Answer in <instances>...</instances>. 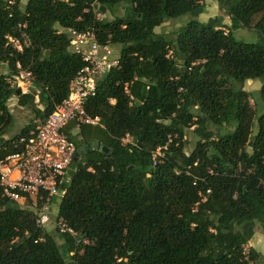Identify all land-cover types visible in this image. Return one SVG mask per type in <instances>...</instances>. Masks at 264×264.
<instances>
[{"label": "trees", "instance_id": "1", "mask_svg": "<svg viewBox=\"0 0 264 264\" xmlns=\"http://www.w3.org/2000/svg\"><path fill=\"white\" fill-rule=\"evenodd\" d=\"M93 2L114 18L96 19ZM218 2L230 25L222 15L199 20L205 0H27L24 6L0 0V64L7 67L0 70V159L37 125L6 138L15 123L9 100L17 96L42 121L85 64L60 28L95 26L101 41L110 35L121 45L120 67L100 79L85 103L99 123H82L76 134L75 121L64 129L77 147H90L74 160L56 215L75 233L57 229V238L37 224L34 209L0 198V264L256 260V250L244 246L256 221L264 232V113L256 115L243 85L261 80L264 99V0ZM185 14L191 18L171 35L155 31ZM241 26L260 39L235 38ZM6 35L19 37L23 50L9 46ZM18 63L39 91L17 92ZM187 129L199 137L191 152L184 149ZM127 134L133 141L123 143ZM170 137L165 157L153 164V151ZM95 141L109 152L93 148Z\"/></svg>", "mask_w": 264, "mask_h": 264}, {"label": "built area", "instance_id": "2", "mask_svg": "<svg viewBox=\"0 0 264 264\" xmlns=\"http://www.w3.org/2000/svg\"><path fill=\"white\" fill-rule=\"evenodd\" d=\"M98 6L97 2L91 4L96 19L100 20L105 18V12L98 11ZM59 31L67 32L70 49L80 54L85 64L71 79L68 95L28 135L22 136L15 143L14 152L0 159V198L23 208L34 209L37 213V224L44 227L52 221L55 201L59 200L60 203L75 169L74 157L78 147L64 129L72 121L76 122L77 129L82 123H99V117L88 115L85 103L91 96L96 95L100 79L121 64L120 55L112 56L111 36L105 42L101 41L95 26L85 30L60 28ZM6 38L9 46L17 51L23 50L19 37L6 35ZM17 67L19 72L14 76L13 84L21 85L33 78L31 71L21 69L19 63ZM126 91L129 93L128 89ZM35 101H39L38 96ZM132 141L129 134L122 137L123 143ZM171 141L172 137L165 145L153 151V164L163 160ZM209 192L208 189L207 193ZM206 196L205 194L204 199ZM57 213L58 210L54 218L56 228L60 232L74 234V230L64 219L56 216ZM246 245L244 249L247 252Z\"/></svg>", "mask_w": 264, "mask_h": 264}, {"label": "rangeland", "instance_id": "3", "mask_svg": "<svg viewBox=\"0 0 264 264\" xmlns=\"http://www.w3.org/2000/svg\"><path fill=\"white\" fill-rule=\"evenodd\" d=\"M27 0H21L22 6L26 4ZM206 2V10L204 13H202L198 19L201 21H207L210 20L212 17L215 18L219 15L225 16V12L223 8L220 6L218 0H205ZM127 2L123 1L121 2L120 6L117 9L116 14L118 16H122L125 13L124 7L127 6ZM105 18L113 19L114 16L109 13L108 11L105 13ZM191 16L189 14L182 15L177 18H172L170 20L165 21L162 23L160 26H157L155 31L160 32V33H166L171 35L174 31H178V28L185 24ZM225 29H227V26H225ZM233 35L235 38L242 40L244 42H257L260 39L259 34L251 28H245V27H238L233 30ZM111 48L113 50L112 56H119L120 51H121V45L119 43H114L111 45ZM0 70L3 72L7 71V67L5 64H0ZM17 86L21 87L16 83ZM262 86V82L259 79H249L247 80L243 87L244 89L248 90L251 95V105L256 108V115L259 116L262 113H264V99L262 98L260 88ZM15 96L12 97L9 100V107L15 117V123L13 126L10 128V131L8 134L5 135L6 138H9L10 136L17 134L19 130L23 127L29 124L30 122H35L39 123L41 120L39 116L36 115L34 111H31L27 107H19L17 104H13ZM37 105H40V102H36ZM43 108V105H41ZM76 131V130H75ZM76 134V133H74ZM186 145H185V150L191 152L194 147L196 146L197 139L199 137L193 132L192 129H187L186 130ZM58 198V197H56ZM57 200V199H56ZM59 201V200H58ZM58 201H55L54 205V214H53V219L49 223L46 224V229L53 234L55 237L58 238L56 230H54V218L55 214L58 210ZM56 210V211H55ZM255 233L251 240L247 243L246 245V250L247 252L250 251L251 248L255 249L256 252L258 253V256L256 260L252 262V264H264V232L263 228L261 227V224L259 222H255ZM65 256L67 257L68 260H71L69 254L65 250V247L62 248ZM69 264H74V263H69Z\"/></svg>", "mask_w": 264, "mask_h": 264}, {"label": "crops", "instance_id": "4", "mask_svg": "<svg viewBox=\"0 0 264 264\" xmlns=\"http://www.w3.org/2000/svg\"><path fill=\"white\" fill-rule=\"evenodd\" d=\"M226 16V15H225ZM223 23L225 24V25H230V23H231V20H230V17L229 16H226V17H224V21H223ZM21 89H22V92L23 93H26V92H28V91H30V89H35L36 91H39L38 90V88L36 89L35 88V86L33 85V84H31V83H29V81H25V82H23V83H21ZM39 98V97H38ZM15 101H14V103L13 104H17L19 107H24V106H22V105H19L18 104V97L17 96H15V99H14ZM38 102H40V101H38ZM41 105H43L41 102H40V105H38L39 107H41ZM42 108V107H41ZM76 130V131H75ZM72 132L73 133H77L78 132V129L77 128H74L73 130H72ZM58 208H59V202H58ZM55 226V225H54ZM47 227V226H46ZM54 228V230H56L57 231V228H56V226L55 227H53ZM61 242V241H60Z\"/></svg>", "mask_w": 264, "mask_h": 264}, {"label": "water", "instance_id": "5", "mask_svg": "<svg viewBox=\"0 0 264 264\" xmlns=\"http://www.w3.org/2000/svg\"><path fill=\"white\" fill-rule=\"evenodd\" d=\"M101 10L104 12V11H105V7L102 6V7H101ZM17 92H18V93L22 92V89L19 87V88L17 89ZM92 146H93V148H95V149H100V150L103 151L104 153H108V152H109V148H108L106 145L101 144V143L98 142V141L93 142ZM89 148H90L89 145H84L83 147H78V148H77V151H76V154H75V157H74V160H78L79 157H80L85 151H88V150H89Z\"/></svg>", "mask_w": 264, "mask_h": 264}]
</instances>
